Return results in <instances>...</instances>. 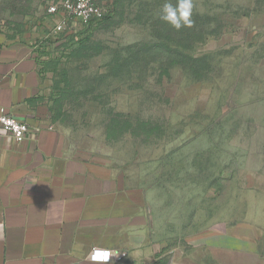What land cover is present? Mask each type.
Returning a JSON list of instances; mask_svg holds the SVG:
<instances>
[{"label": "rangeland", "instance_id": "obj_1", "mask_svg": "<svg viewBox=\"0 0 264 264\" xmlns=\"http://www.w3.org/2000/svg\"><path fill=\"white\" fill-rule=\"evenodd\" d=\"M55 1L0 0V31L47 36L42 53L58 57L86 34L72 20L49 35ZM97 1L112 17L47 64L51 118L74 146L152 186L170 262L264 264V0H193L178 31L159 19L165 0Z\"/></svg>", "mask_w": 264, "mask_h": 264}, {"label": "crops", "instance_id": "obj_2", "mask_svg": "<svg viewBox=\"0 0 264 264\" xmlns=\"http://www.w3.org/2000/svg\"><path fill=\"white\" fill-rule=\"evenodd\" d=\"M39 36L0 31V106L30 127L21 143L0 135V264H92L94 247L115 253L109 264H170L154 239L152 186L74 146L51 118V39Z\"/></svg>", "mask_w": 264, "mask_h": 264}, {"label": "built area", "instance_id": "obj_3", "mask_svg": "<svg viewBox=\"0 0 264 264\" xmlns=\"http://www.w3.org/2000/svg\"><path fill=\"white\" fill-rule=\"evenodd\" d=\"M109 8L97 0H57L48 6V13L52 16H59L60 19L55 25V31L64 32L72 20L83 24L103 19ZM8 134L17 143L23 142L30 134V127L27 122L0 106V135ZM113 253L111 250H109ZM115 255V253H113ZM123 256V255H122ZM121 256V257H122ZM115 256L110 260L113 261Z\"/></svg>", "mask_w": 264, "mask_h": 264}, {"label": "clouds", "instance_id": "obj_4", "mask_svg": "<svg viewBox=\"0 0 264 264\" xmlns=\"http://www.w3.org/2000/svg\"><path fill=\"white\" fill-rule=\"evenodd\" d=\"M193 7V0H174V2L165 0L159 12V19L177 31L183 27H190L193 23L191 19ZM113 256L115 255L109 250L95 247L89 253L92 264H109Z\"/></svg>", "mask_w": 264, "mask_h": 264}, {"label": "trees", "instance_id": "obj_5", "mask_svg": "<svg viewBox=\"0 0 264 264\" xmlns=\"http://www.w3.org/2000/svg\"><path fill=\"white\" fill-rule=\"evenodd\" d=\"M24 0H21V4L19 5V8H23V2ZM100 4V3H99ZM115 5L117 4V0H115ZM21 8V9H22ZM112 9L110 8L109 13L101 20H96V21H92L88 24H85V28L81 31L83 33L82 34H86L84 38H80L77 41H74L73 37H70L68 40H72L71 44L69 46H61L64 47L62 48V53H60V55L58 57H50L48 58L44 63L46 65V69L48 67L47 64H50L51 62H60L59 59L56 58H62V60L64 59H68L71 58L73 56V54L77 51V49L79 47H81L82 45H84L87 41H89L91 34H93L99 27V25L101 24V22L105 21V20H109L112 17ZM169 53H172V51H169ZM58 54V53H57ZM208 58H206V55L201 54L199 56H197L194 60H196L194 63H196V65H193L192 70L195 73L196 76H202L204 71H207V65H208ZM193 60V61H194Z\"/></svg>", "mask_w": 264, "mask_h": 264}, {"label": "water", "instance_id": "obj_6", "mask_svg": "<svg viewBox=\"0 0 264 264\" xmlns=\"http://www.w3.org/2000/svg\"><path fill=\"white\" fill-rule=\"evenodd\" d=\"M170 264H178V263H176V262H174V261H171Z\"/></svg>", "mask_w": 264, "mask_h": 264}]
</instances>
